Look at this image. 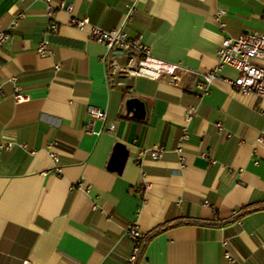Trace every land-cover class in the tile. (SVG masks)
Segmentation results:
<instances>
[{
    "label": "crops",
    "instance_id": "crops-1",
    "mask_svg": "<svg viewBox=\"0 0 264 264\" xmlns=\"http://www.w3.org/2000/svg\"><path fill=\"white\" fill-rule=\"evenodd\" d=\"M133 1L51 0L58 10L50 13L45 0H0L11 34L0 52V139L17 143L0 150V264H130L131 225L144 241L161 229L139 264H264V99L237 92L231 66L219 68L208 92L197 87L218 68L223 37L264 32V0L138 2L124 32L185 67L178 83L116 70L113 60L125 67L138 56L110 53L59 8L72 4L73 15L112 30ZM44 39L50 55L37 52ZM16 85L26 101L14 100ZM130 97L145 100V119L127 115ZM92 106L104 121L88 114ZM191 106L197 116L188 124ZM186 127L181 166L175 149ZM117 142L129 151L122 173L108 168ZM158 144L162 159L135 160Z\"/></svg>",
    "mask_w": 264,
    "mask_h": 264
},
{
    "label": "built area",
    "instance_id": "built-area-1",
    "mask_svg": "<svg viewBox=\"0 0 264 264\" xmlns=\"http://www.w3.org/2000/svg\"><path fill=\"white\" fill-rule=\"evenodd\" d=\"M24 1V0H22ZM27 1V0H26ZM47 8L50 13H54L58 10L51 0H45ZM144 0H134L130 8L129 13L125 16L122 24L112 30L104 29L96 24H93L89 18H80L73 15L74 6L69 3H62L59 8L71 13V25L80 29L86 26L90 27V39L104 44L110 53L116 51L121 53H134L138 56V62L136 64L120 66L115 60L112 61L113 67L116 70L124 72L129 76H145L154 80H162L164 78L169 79L171 83H178L181 81L184 74L188 70L178 62H169L160 59L151 54L150 47L145 44L140 38H128L124 32V24L130 20L132 12L136 8V4ZM226 11L220 8L216 14V20L220 25L222 31L225 30V21L223 17ZM21 15V14H20ZM17 24V19L13 20L10 28H14ZM57 26L54 23H50V29L55 30ZM11 39V34L8 29L3 28L0 20V52L7 46ZM37 52L41 55H50L53 53L51 49V43L48 39H44L42 43L38 45ZM114 58V57H113ZM218 68L213 71H209L204 74L202 82L197 84V87L202 92H208L211 82L217 77L219 68L224 66H231L238 71V76L233 80H230L231 85L237 90V92L243 94H255L264 99V32L253 31L245 32L237 37H223L220 47L217 49ZM4 96L3 87L0 84V102ZM14 100L16 102H24L28 99L29 95L26 94L22 88L18 85L14 88ZM264 112V111H262ZM88 114L96 119L105 120L106 112L99 107H89ZM197 116V108L191 106L187 109L185 114V120L189 124ZM217 127L223 131V123L218 122ZM111 128V127H110ZM190 131L188 128H184L182 137L179 141L175 151L181 158V166L185 165L184 161V145L189 140ZM264 138L261 136V141ZM17 143L14 141H3L0 139V150L12 149ZM167 152L166 146L158 144L150 149H140L136 155L135 160L140 162L144 157H150L154 160H160L165 156ZM55 162V171L58 173L61 171L58 165L60 159L54 152L49 153ZM207 156V154H204ZM208 204L209 201L204 202ZM126 235L131 244V255L129 258L130 264H134L138 259L144 244L143 233L137 227V225H131L126 230ZM228 242V241H227ZM226 240L223 241V245L227 246ZM226 256L229 262H236L233 255L227 251Z\"/></svg>",
    "mask_w": 264,
    "mask_h": 264
},
{
    "label": "water",
    "instance_id": "water-1",
    "mask_svg": "<svg viewBox=\"0 0 264 264\" xmlns=\"http://www.w3.org/2000/svg\"><path fill=\"white\" fill-rule=\"evenodd\" d=\"M126 113L137 119L147 117V103L140 97H130L126 100ZM113 154L108 164V168L118 173H122L129 158L127 146L122 142H117L114 146Z\"/></svg>",
    "mask_w": 264,
    "mask_h": 264
},
{
    "label": "trees",
    "instance_id": "trees-1",
    "mask_svg": "<svg viewBox=\"0 0 264 264\" xmlns=\"http://www.w3.org/2000/svg\"><path fill=\"white\" fill-rule=\"evenodd\" d=\"M261 208H263V207L247 208L246 210L243 211L242 214H246V213L252 212V211H254V210L261 209ZM159 231H161V229H158V230L154 231V232L149 236V238H148L146 241H144L142 251H141V253H140L138 259H136L137 261H136L134 264H139V262H140V260H141V258H142V255H143V253H144V251H145V248H146L145 245H147V242H148L150 239H152L155 235H157L158 233H160Z\"/></svg>",
    "mask_w": 264,
    "mask_h": 264
}]
</instances>
